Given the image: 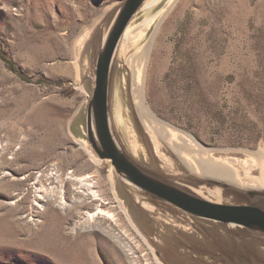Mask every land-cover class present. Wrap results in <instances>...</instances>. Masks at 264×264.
<instances>
[{
  "label": "rangeland",
  "instance_id": "374dc122",
  "mask_svg": "<svg viewBox=\"0 0 264 264\" xmlns=\"http://www.w3.org/2000/svg\"><path fill=\"white\" fill-rule=\"evenodd\" d=\"M119 1L0 0V264H157L115 196L109 161H94L80 145L88 52ZM153 1L136 14L133 37L115 58L119 139L163 173L192 169V148L182 154L186 168L137 120L127 98L132 67L153 114L209 149L198 158L219 155L211 160L226 170L223 159L234 168L254 160L251 152L264 150V0ZM82 180L100 200L85 194ZM43 194L48 199L36 205ZM98 208L111 216L98 212L85 226ZM151 210L138 213V223L168 263H221L214 254L227 240L214 228Z\"/></svg>",
  "mask_w": 264,
  "mask_h": 264
},
{
  "label": "water",
  "instance_id": "95a60500",
  "mask_svg": "<svg viewBox=\"0 0 264 264\" xmlns=\"http://www.w3.org/2000/svg\"><path fill=\"white\" fill-rule=\"evenodd\" d=\"M148 1L120 0L95 29L96 39H92L88 52L90 81L79 125L82 128L80 140L84 141L85 150L94 156V161H109L115 196L159 264L170 263L164 259V253L157 251L147 237L148 233L138 223L144 219L138 213L142 214L147 206L152 208L151 213L157 211V217L161 216L160 213H169L173 217L190 220L198 229L199 226L206 229V225L214 228L227 240L214 254L220 258V264H264V188L242 184L247 183L249 175L259 173L257 164L254 167L253 162L250 168L246 163L247 157L246 161H240L243 165L238 164L234 168L231 160L223 159L226 166L235 171V182L200 174L187 168L181 159L178 161L187 168V172L163 173L138 161L116 133L113 110L120 97V86L115 58L136 14ZM130 77L129 74L127 98L135 110ZM136 118L141 122L138 115ZM165 147L173 156L176 154L167 144ZM176 156L178 158V154ZM218 156L212 157L220 158ZM226 156L231 158L229 156L232 155Z\"/></svg>",
  "mask_w": 264,
  "mask_h": 264
},
{
  "label": "bare ground",
  "instance_id": "6f19581e",
  "mask_svg": "<svg viewBox=\"0 0 264 264\" xmlns=\"http://www.w3.org/2000/svg\"><path fill=\"white\" fill-rule=\"evenodd\" d=\"M153 2H155V0ZM127 35L130 37H133L132 32L127 33L126 36ZM126 36H125V38H126ZM144 49H143L142 57L140 58V60L138 59L140 61V66H144L146 64V62L148 60V56H149V54H148L149 47L147 46V48H144ZM135 61H137V60H135ZM130 76H131L130 77V79H131V94H132L133 104H134L136 113H137L140 121L142 122V124L147 129H149L151 131H156V133H158V134L160 133V135L166 139V144L170 147V149L173 152H176L178 154V156H180L183 159V162H184V158H183L182 154H184V152H186L184 149L185 146L188 148H192L193 149L192 151H189L186 153H190L192 156L191 158H193V160H189V159H187V160L189 162L193 163L192 169L200 172V174H203L206 176H212L215 178H219V179H222L225 181H231V182H233V181L235 182L237 180V176L233 175V172L235 173V171L230 169L229 168L230 166L227 165L230 170L229 169L226 170V169L221 168L219 165V162H217V161L213 162L211 160L212 159L211 155L208 156L209 158H211V159H209V161H205L203 159L201 160V158H198L200 156L201 157L204 156L205 154L208 155L207 152H209V149H205L204 147L200 146V144L196 143V141L192 137H190V134H189V136L188 135L186 136L185 135L186 133L184 134V132H182V130L180 131V129L179 130L172 129L169 125H167L162 120H160L158 117H156L153 114V112L150 110L148 104L146 103V99L144 96V83L137 85L136 86L137 89H135L134 68H132V67L130 68ZM134 89L140 91V93H139L140 101H136L134 99ZM80 145L85 149L86 145H85L84 141H80ZM251 153L254 155L255 159L253 161L250 159L246 163L248 164V166L250 168H251V166H252L251 164H253V162L255 164H257L259 173H257V175H249V177L247 179V183L244 181L245 183H242V184L244 186L249 185V186L256 187V188H264V150L259 149V150L253 151ZM89 155L92 157L93 160L95 159L92 154H89ZM197 155H198V157H197ZM95 161H97V160H95ZM225 167H226V165H225ZM80 182L85 189V194L89 195L91 199L100 200V197H98L99 195L91 189V186H92L91 183H88L85 180H84V182H83V180ZM47 199H48V197L46 195H44V197H42L41 201H39V200L36 201V205L40 204V206H43ZM60 204L62 206L67 205L66 202H64L62 198L60 200ZM98 210L99 211H97V213H91L90 212V214H88L87 218L84 221L85 226H87V227H93L94 226V223L96 220V215L98 214V212H100V214H102L103 216H107V217L111 216V213H109L108 211L102 212V210L100 208H98ZM123 242H124V240H123ZM127 246L129 248H126V249L131 251L132 248H130L129 245H127ZM127 246H125V247H127ZM131 253H133V251ZM128 254H130V253H128ZM155 262H157V260ZM157 264H159V263L157 262Z\"/></svg>",
  "mask_w": 264,
  "mask_h": 264
},
{
  "label": "trees",
  "instance_id": "16d2710c",
  "mask_svg": "<svg viewBox=\"0 0 264 264\" xmlns=\"http://www.w3.org/2000/svg\"><path fill=\"white\" fill-rule=\"evenodd\" d=\"M7 63H8V65H9L13 70H16V68H15V66H14L13 63H11V62H9V61H7Z\"/></svg>",
  "mask_w": 264,
  "mask_h": 264
}]
</instances>
